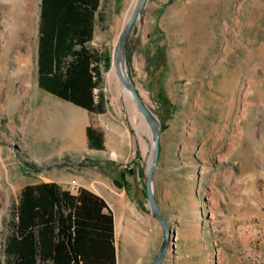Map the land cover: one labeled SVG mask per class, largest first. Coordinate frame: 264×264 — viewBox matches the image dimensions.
Instances as JSON below:
<instances>
[{
  "label": "rangeland",
  "instance_id": "obj_1",
  "mask_svg": "<svg viewBox=\"0 0 264 264\" xmlns=\"http://www.w3.org/2000/svg\"><path fill=\"white\" fill-rule=\"evenodd\" d=\"M139 1H100L87 44L102 53L105 109L90 111L40 85L41 0H0V264L22 187L45 180L111 198L118 264H151L165 224L157 264H264V0H146L137 12L124 54L158 117L156 160L117 54ZM16 56L32 60V88L27 68L14 78ZM89 124L104 147L89 145Z\"/></svg>",
  "mask_w": 264,
  "mask_h": 264
},
{
  "label": "trees",
  "instance_id": "obj_2",
  "mask_svg": "<svg viewBox=\"0 0 264 264\" xmlns=\"http://www.w3.org/2000/svg\"><path fill=\"white\" fill-rule=\"evenodd\" d=\"M100 1L41 0L40 85L90 111L105 109L104 94L95 92L102 53L87 44ZM87 134L91 147H104L102 129L89 124ZM3 253V264H118L114 213L87 187L27 183L13 207Z\"/></svg>",
  "mask_w": 264,
  "mask_h": 264
},
{
  "label": "water",
  "instance_id": "obj_3",
  "mask_svg": "<svg viewBox=\"0 0 264 264\" xmlns=\"http://www.w3.org/2000/svg\"><path fill=\"white\" fill-rule=\"evenodd\" d=\"M146 0H140L138 5L135 7L133 13L131 14L130 18L128 21L124 24L120 37H119V45L117 49V54H118V59L120 62L121 69L124 71L125 78L127 81L126 88L129 89L131 97L133 98L134 102L139 105V107L142 109L143 113L148 117V119L151 121L153 127H154V158L155 160L157 159L159 153H160V148H161V127L158 121V117L146 106L141 93L138 91L136 83L130 74L127 66V62L125 59V54H124V47L125 43L128 37V34L130 32V29L132 27L133 21L136 17L137 12L143 7L145 4ZM123 57V58H122ZM147 194L149 198L153 202V207H154V212L156 215L163 221V216L162 213L159 211L158 206L156 202L154 201V194L152 191V173H149L148 179H147ZM166 227V237L164 239V243L161 246V249L157 255V257L154 259V261L151 264H157L158 261L161 259L164 248L168 242L169 239V230L165 224Z\"/></svg>",
  "mask_w": 264,
  "mask_h": 264
},
{
  "label": "bare ground",
  "instance_id": "obj_4",
  "mask_svg": "<svg viewBox=\"0 0 264 264\" xmlns=\"http://www.w3.org/2000/svg\"><path fill=\"white\" fill-rule=\"evenodd\" d=\"M131 5H132L131 8H128L127 11H126V15H125V19H124L125 22L127 21L128 18H130L129 16H130V14L132 12V9L134 7L133 6L134 4H131ZM134 9H135V7H134ZM18 39L20 40V34L17 32V27H16V30L11 33V44H13L14 41H16ZM11 47H12V45L9 46V47H5L6 49H5V52L4 53H5V55H6L7 58L10 55L9 54V49H11ZM14 61L17 64L16 71H14V78H17V76L19 75L18 72L22 71L24 68H27L28 69V73H27V76L26 77H27L28 88H32V86H33V81H32L33 80V62H32V60H30V59H23V58H21L19 56H16L15 59H14ZM118 62H119V59H118ZM119 65H120V62H119ZM118 70H119V68H118V65H117V62H116L115 65H114V68L112 69V71L110 72V74L112 76H115L117 74ZM9 87L11 89V85H9ZM1 89H2V87H0V93H1ZM127 93L131 97V94H130L129 89L126 88V94ZM131 99L133 100L132 97H131ZM133 102H134V100H133ZM134 104H135V102H134ZM142 114L144 115L143 112H142ZM143 115H141L142 120H144ZM120 229H122V228H120Z\"/></svg>",
  "mask_w": 264,
  "mask_h": 264
},
{
  "label": "crops",
  "instance_id": "obj_5",
  "mask_svg": "<svg viewBox=\"0 0 264 264\" xmlns=\"http://www.w3.org/2000/svg\"><path fill=\"white\" fill-rule=\"evenodd\" d=\"M95 192H97L98 194H100L101 196H103L106 201L108 202V204L110 205V208L112 209V211L114 212V215L116 216V212H115V208L114 205L111 202V198H109V196H107L105 193H103L102 191H98V190H94Z\"/></svg>",
  "mask_w": 264,
  "mask_h": 264
},
{
  "label": "built area",
  "instance_id": "obj_6",
  "mask_svg": "<svg viewBox=\"0 0 264 264\" xmlns=\"http://www.w3.org/2000/svg\"><path fill=\"white\" fill-rule=\"evenodd\" d=\"M74 186V185H73Z\"/></svg>",
  "mask_w": 264,
  "mask_h": 264
}]
</instances>
